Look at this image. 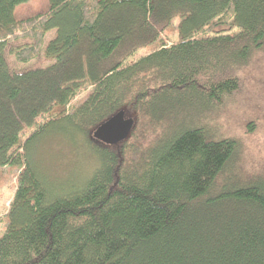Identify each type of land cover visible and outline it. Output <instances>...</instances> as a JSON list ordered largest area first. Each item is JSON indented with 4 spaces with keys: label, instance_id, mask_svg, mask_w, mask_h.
Returning <instances> with one entry per match:
<instances>
[{
    "label": "trees",
    "instance_id": "16d2710c",
    "mask_svg": "<svg viewBox=\"0 0 264 264\" xmlns=\"http://www.w3.org/2000/svg\"><path fill=\"white\" fill-rule=\"evenodd\" d=\"M28 1L0 0V177L20 170L0 264H264V107L239 136L222 126L264 56V0H49L18 20ZM51 31V64L12 71L9 42L33 40L8 49L26 63ZM120 110L129 136L95 139ZM53 131L89 159L65 180L32 150Z\"/></svg>",
    "mask_w": 264,
    "mask_h": 264
},
{
    "label": "rangeland",
    "instance_id": "374dc122",
    "mask_svg": "<svg viewBox=\"0 0 264 264\" xmlns=\"http://www.w3.org/2000/svg\"><path fill=\"white\" fill-rule=\"evenodd\" d=\"M48 8L49 0H29L28 2L22 3L16 7L15 16L18 20L27 19L46 13ZM179 19V17H175L172 20L171 26L163 33L166 41L172 42L178 39L177 25L179 23ZM54 35V31L47 33V36L45 35L46 38L44 39L42 50L38 56L26 63L18 61L15 55L11 54L8 49L32 44L33 40L28 37H19L10 41L6 55L11 70L15 72H24L31 69L44 68L50 65L51 61L45 58L44 50L47 43L54 37ZM154 48L155 44L139 48L135 55L125 61V64L132 63L135 59L153 51ZM252 69L253 70L247 75L246 86L243 93L236 98L235 102L231 106V119L234 124L230 127L222 125L236 136H239L242 132L245 133V129L242 127V124L244 120H247L249 116H252V113L249 110L250 106L253 107L257 104L262 108L264 107V56L260 57ZM88 93L89 89L81 93L75 98L72 105L83 101L87 97ZM211 117L212 120L209 121L210 126L218 129L217 133L221 131L219 134L222 136L223 131L220 129L221 126L219 128V120H217L214 115ZM251 120L252 119H250V121ZM254 123L255 125L253 126L255 128L253 127L252 130L259 131L264 127V120L259 114L255 118ZM257 135L259 137H255L254 139L264 146V136L261 135L260 137V133L258 132ZM217 136L219 135L217 134ZM32 150L40 160L42 167L44 166L47 173L50 174V177L54 179H67L68 176L75 171V169L79 168L76 167V165L79 161H81V159L85 162V164L89 163V159L88 156L85 155L84 148L81 147V156L79 150L76 149V146H74L70 140H66L64 135L55 133V131L46 132V134L33 145ZM19 173L20 170L14 166H7L1 170L0 237L5 232L8 224L6 215L17 186V176Z\"/></svg>",
    "mask_w": 264,
    "mask_h": 264
},
{
    "label": "water",
    "instance_id": "95a60500",
    "mask_svg": "<svg viewBox=\"0 0 264 264\" xmlns=\"http://www.w3.org/2000/svg\"><path fill=\"white\" fill-rule=\"evenodd\" d=\"M134 120L120 110L102 122L93 131V137L105 144L115 145L124 141L132 131Z\"/></svg>",
    "mask_w": 264,
    "mask_h": 264
},
{
    "label": "crops",
    "instance_id": "0c3cea01",
    "mask_svg": "<svg viewBox=\"0 0 264 264\" xmlns=\"http://www.w3.org/2000/svg\"><path fill=\"white\" fill-rule=\"evenodd\" d=\"M46 36H47V34H46ZM46 36H45V38H46ZM45 38H44V39H45Z\"/></svg>",
    "mask_w": 264,
    "mask_h": 264
}]
</instances>
